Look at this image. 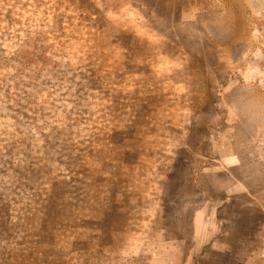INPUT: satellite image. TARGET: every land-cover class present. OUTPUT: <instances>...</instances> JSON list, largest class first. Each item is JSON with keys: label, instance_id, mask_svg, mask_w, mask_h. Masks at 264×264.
Segmentation results:
<instances>
[{"label": "rangeland", "instance_id": "374dc122", "mask_svg": "<svg viewBox=\"0 0 264 264\" xmlns=\"http://www.w3.org/2000/svg\"><path fill=\"white\" fill-rule=\"evenodd\" d=\"M203 1L195 53L152 1L0 0V264H264V0Z\"/></svg>", "mask_w": 264, "mask_h": 264}, {"label": "crops", "instance_id": "0c3cea01", "mask_svg": "<svg viewBox=\"0 0 264 264\" xmlns=\"http://www.w3.org/2000/svg\"><path fill=\"white\" fill-rule=\"evenodd\" d=\"M140 1H152V7L157 9L159 17L157 22L167 23L165 24L168 27L167 31H170L172 24H182L188 26V32L184 31L183 36L189 39V43L191 45V49L193 52H206L209 51L210 44L209 41H205L204 43H200L196 40L198 33L196 32L197 26L194 24L199 23L203 18L207 17V3L208 1L203 0H140ZM155 6V7H154ZM150 9L148 13L154 14V9ZM170 28V29H169ZM185 28L184 30H186ZM212 43V42H211ZM189 45V46H190ZM202 48V49H201ZM157 53H164L163 50H157ZM169 63H178L182 64V67L189 68L187 65V61L180 60V62H173L171 60ZM178 66H172L171 68L179 69ZM185 65V66H184ZM170 66V65H168Z\"/></svg>", "mask_w": 264, "mask_h": 264}]
</instances>
